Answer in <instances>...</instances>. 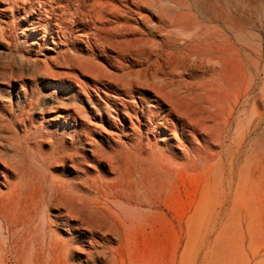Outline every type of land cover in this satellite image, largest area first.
Here are the masks:
<instances>
[{
	"label": "rangeland",
	"instance_id": "374dc122",
	"mask_svg": "<svg viewBox=\"0 0 264 264\" xmlns=\"http://www.w3.org/2000/svg\"><path fill=\"white\" fill-rule=\"evenodd\" d=\"M0 264H264V0H0Z\"/></svg>",
	"mask_w": 264,
	"mask_h": 264
},
{
	"label": "bare ground",
	"instance_id": "6f19581e",
	"mask_svg": "<svg viewBox=\"0 0 264 264\" xmlns=\"http://www.w3.org/2000/svg\"><path fill=\"white\" fill-rule=\"evenodd\" d=\"M123 15V14H122ZM125 15V14H124ZM121 16V15H120ZM87 20V19H86ZM128 20V19H127ZM122 23V22H121ZM92 24V23H91ZM98 47V46H97Z\"/></svg>",
	"mask_w": 264,
	"mask_h": 264
}]
</instances>
